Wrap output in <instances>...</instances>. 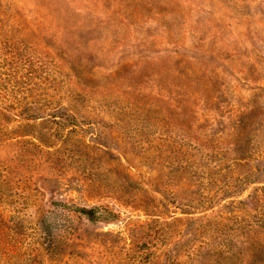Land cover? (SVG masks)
I'll return each mask as SVG.
<instances>
[{
    "label": "rangeland",
    "instance_id": "374dc122",
    "mask_svg": "<svg viewBox=\"0 0 264 264\" xmlns=\"http://www.w3.org/2000/svg\"><path fill=\"white\" fill-rule=\"evenodd\" d=\"M0 264H264V0H0Z\"/></svg>",
    "mask_w": 264,
    "mask_h": 264
},
{
    "label": "trees",
    "instance_id": "16d2710c",
    "mask_svg": "<svg viewBox=\"0 0 264 264\" xmlns=\"http://www.w3.org/2000/svg\"><path fill=\"white\" fill-rule=\"evenodd\" d=\"M83 212H86V211H83ZM88 212V214H91V211H87ZM90 218H92V217H90Z\"/></svg>",
    "mask_w": 264,
    "mask_h": 264
}]
</instances>
